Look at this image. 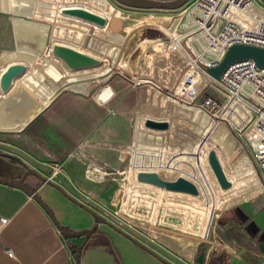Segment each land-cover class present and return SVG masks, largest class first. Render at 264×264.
Returning a JSON list of instances; mask_svg holds the SVG:
<instances>
[{
	"label": "crops",
	"instance_id": "crops-1",
	"mask_svg": "<svg viewBox=\"0 0 264 264\" xmlns=\"http://www.w3.org/2000/svg\"><path fill=\"white\" fill-rule=\"evenodd\" d=\"M39 4L55 10L50 0H0V77L10 63H26L25 70L15 75L7 88H2L0 83V152L16 156L19 159L16 163L34 166L77 198L82 200L80 196H83L86 202L93 203L88 205L96 211L109 206L99 196L120 193L126 154L140 131L148 140L149 158L155 155L154 148H160L158 156L169 168L163 174L166 178L190 171L195 174L198 163L195 146L208 130L218 125L211 139L218 155L226 157L232 146L225 129L227 122L200 105L205 91L222 94L221 86L213 81L207 90L189 94L184 89L174 90V86L165 85L167 82L174 85L191 69L181 54L158 47L160 34L169 35L180 27L181 17L177 19L172 8L145 10L143 24L135 22L128 34L129 48L124 52L127 64L123 63L103 84L83 92L65 86L58 88L50 73L29 68L27 60L33 59L30 49L23 48L17 53L15 46H9L15 42V32L18 38L34 36L37 46L43 43L45 23L24 16L39 11ZM61 4H64L62 9L81 6L102 14L92 6L63 1ZM145 32L146 39L137 40ZM50 71L55 77L59 75L54 69ZM190 71L200 76L198 70ZM73 84L76 88L85 87L83 82ZM148 118L165 121L167 125H148ZM5 158L0 156V161L5 162ZM248 162L249 157L242 155L240 164ZM91 166L99 171L93 173ZM35 184L61 224L70 229L94 226L83 244L81 264H168L112 225L97 219L53 184L39 177ZM161 196L160 193L156 208ZM124 229L173 262H188L186 236L169 230H161L165 236L141 228ZM83 238V234H63L36 198L18 185L0 181V264H78L73 244ZM8 247L13 254L7 251Z\"/></svg>",
	"mask_w": 264,
	"mask_h": 264
},
{
	"label": "rangeland",
	"instance_id": "rangeland-1",
	"mask_svg": "<svg viewBox=\"0 0 264 264\" xmlns=\"http://www.w3.org/2000/svg\"><path fill=\"white\" fill-rule=\"evenodd\" d=\"M50 1L55 6L54 11L44 8L43 5L39 4V11L24 15L45 23L44 30L46 34L43 43L37 46L34 36L28 37L29 35H23L18 38L17 32H15V42H10L9 46H15L17 53L23 48L30 49L33 53V59L27 60L30 69L35 67L40 70V73H50L51 77L56 81L58 88L65 86L72 89H80L76 88L73 84L78 81L85 84L83 89L87 88L90 90L97 85L103 84L110 74L122 68L125 49L129 48V46H126L129 32L136 25L135 22L138 25L143 24L142 15L145 10L154 8L131 6L119 0ZM61 1L92 6L105 16V21L98 22L83 16L65 13L61 8L64 5L61 4ZM191 2L192 0H187L182 5L169 8H172L170 10L174 11V16L178 19L181 17L184 8ZM13 14L17 15L18 13L14 12ZM147 35L148 33L146 32L141 36L138 35L137 40L146 39ZM167 37L168 34L159 35L161 39ZM54 40L86 49L99 56L100 63L92 66L71 68L62 58L53 52L51 46ZM20 58L25 59L23 57ZM50 69L58 71L59 75L55 77L53 71L51 72ZM98 71H101L99 75H93ZM201 74L200 76L197 75L200 78L199 86L207 90V85H210L213 81L206 79ZM182 78L184 80L186 75ZM165 85L168 88L174 86L168 82ZM177 87L180 90L183 89L182 85L177 84ZM174 90L178 89L175 87ZM240 112H242L241 109ZM218 118H221L220 121L222 119L225 120L222 117ZM225 121L227 122V120ZM218 126L208 130L205 135L206 138H203L195 146L196 158H198L195 174L191 171L190 173L184 172V175L210 192L207 194L204 190L202 193H199L196 196L197 204L191 203L186 197L188 194L185 192L182 193L184 194L182 195L183 198L178 199V197L174 196L177 191L153 182L145 183L144 180L138 179L137 172L135 173L138 167L156 170L162 176L169 172V168L160 160L158 156L159 152L154 151L156 148L152 151L155 153L153 157L149 158L146 155L150 150L147 144L148 140H146L145 135L139 133L126 154L125 163L120 174V193L117 191L111 195L99 196V200L103 203H108L109 206L106 207L104 205V207H99L100 210L98 212L109 218V220H114L120 227L122 226L129 230L135 231L136 228H141L146 231L150 230L160 233V235H165V233H161V230H169L168 232H176L182 234V236H186L187 239L185 237L184 240H189L185 245L188 253V262H184V264H264V250L259 246L258 237L253 236L245 226V222L254 220L259 228L264 230V180L257 178V173H255L251 163L252 158L246 142V135L249 132V122L239 128L230 125L229 122L225 124L226 132L232 139V146L226 157L223 158L218 153L217 155L227 177L231 180V184L226 187L220 185L208 160L209 149H216L211 135ZM242 155L249 157L247 164H240ZM144 160L147 164L149 160L150 165H142L145 162ZM8 170L14 172L18 170V167H11ZM135 183L145 184L144 186L146 187L148 185L154 186L156 189L150 190L143 187H133ZM159 189L167 192L166 196H164L167 201H179L183 204L178 206L173 205L169 208L171 212L184 215L182 218L187 216L188 207L192 206L203 211L215 202L217 209L212 213L208 238L204 240L198 238V232L189 230L188 227L183 226L182 220L179 217H168L164 223H160L158 220L154 222L153 202L150 203L147 200L149 196L147 197L144 193L148 192L154 199L157 197ZM160 193L162 194V192ZM80 197H82L83 201L86 200L83 196ZM89 198L92 199L91 197ZM92 200L97 205L103 206L101 202L95 199ZM89 202L87 201L86 203L88 204ZM90 203L93 204L92 202ZM237 205H240L244 211L249 213L246 221H242L240 216L239 218L235 216L229 217L230 210ZM152 228L156 230H152ZM201 247L204 248L203 261L198 262L197 256Z\"/></svg>",
	"mask_w": 264,
	"mask_h": 264
},
{
	"label": "built area",
	"instance_id": "built-area-1",
	"mask_svg": "<svg viewBox=\"0 0 264 264\" xmlns=\"http://www.w3.org/2000/svg\"><path fill=\"white\" fill-rule=\"evenodd\" d=\"M263 4V0H192L182 12L181 20L178 22L179 29L173 30L167 38L158 40V47L163 51L181 54L186 58L191 69L198 70L207 79L221 86L222 94L215 95L208 91L203 93L200 101L203 108L215 112L217 117L224 118L230 125L237 128L249 122L246 142L253 169L259 180H264V64L259 65L253 57H243L228 63L219 76L211 74L207 66L217 64L225 55L229 45L234 42L264 46ZM127 62L125 58L123 63L127 64ZM190 70L186 73V78L178 80L173 88L180 90L177 87L179 84L189 94L204 91L203 87L199 86L200 78ZM76 90L89 91L87 88ZM140 134H143L142 131ZM154 151H158V155L161 152L160 148ZM149 162L148 160L147 164L145 161L142 165H150ZM140 169L141 167H138L135 173ZM91 170L93 173L99 171L95 166H91ZM196 184L197 193L175 190L177 193L174 196L181 199L184 195L182 193L185 192L188 194L186 195L188 200L197 204L196 196L199 193L204 190L207 194L210 192L197 182ZM144 185L135 183L133 187L156 189L154 186ZM160 192L162 196L156 208ZM144 194L149 196L147 200L150 203L153 202L154 222L158 220L164 223L168 217H179L183 226L198 232V238L203 240L208 238L212 213L217 209L215 202L203 211L190 205L187 216L182 218L184 215L171 212L169 208L183 204L179 201H167L164 198L166 191L159 189L154 199L148 192ZM7 251L13 254L12 248L8 247Z\"/></svg>",
	"mask_w": 264,
	"mask_h": 264
},
{
	"label": "water",
	"instance_id": "water-1",
	"mask_svg": "<svg viewBox=\"0 0 264 264\" xmlns=\"http://www.w3.org/2000/svg\"><path fill=\"white\" fill-rule=\"evenodd\" d=\"M120 2L131 5V6H139V7H176L179 5H182L187 0H119ZM264 1V0H263ZM64 12L74 13L76 15H80L86 18L93 19L98 22H104L105 16L102 14H99L97 12H94L92 10H89L87 8L81 7V6H70L67 8H63ZM53 52L57 54L59 57H61L67 65H69L71 68L81 67V66H87L95 63H99L100 58L88 53L84 50H81L79 48L74 47L73 45L55 41L52 43L51 46ZM243 57H253L256 62L259 65L264 64V46L255 45L251 43H245V42H234L229 45L225 55L223 58L215 65L207 66V70L215 75L219 76L224 67L230 63L231 61H234L236 59H240ZM26 68V63L24 61H14L10 63L5 70L2 72L0 77V83L2 88H7L11 83L12 79L15 75L23 72ZM146 124L152 125V126H166L167 122L165 121H158L151 118H148L146 120ZM0 156L6 159L5 162L0 161V181L11 183L18 185L22 187L28 194L36 198L48 211V213L51 215L59 229L63 232L65 235L69 236H75V235H84V238L81 242L77 243L75 242L73 244V249L75 251L74 256L78 264H81L80 262V254L83 247V244L87 237L90 235V233L93 231L94 226H87L79 229H70L61 224V222L56 217L54 211L52 208L47 204V202L44 200V198L41 196V194L37 191V189L25 184V182L22 181V177L19 179H11L9 176H12L13 174H16L24 169V172H31L38 176L39 178L43 179L46 182H49L56 186L63 194H65L67 197L71 198L73 201L78 203L79 205L83 206L85 209L90 211L97 219L103 220L107 222L108 224L112 225L117 230L121 231L125 235L129 236L132 240L146 248L148 251H150L152 254L163 260L164 262L168 264H176L169 258L165 257L161 253H159L157 250L146 244L144 241L140 240L136 236H134L129 231L123 229L122 227L115 224L113 221L109 220L105 216H103L101 213L96 211L94 208H92L90 205L82 201L81 199L77 198L70 192H68L61 184H59L57 181L53 180L50 176L42 173L40 170L35 168L34 166L28 165L27 163H21L18 164L15 162V160L10 159L8 156H6L3 152H0ZM208 160L211 164V167L213 168V171L215 172V175L218 179V182L221 186L226 187L231 184V180L227 177L225 170L223 168V165L221 164V161L217 155V152L215 148H210L208 152ZM11 167H18L17 171H9ZM137 177L140 180H145L149 182L156 183L160 186L166 187L168 189H174V190H183L188 191L192 193L198 192V186L194 180L187 177L186 175H178L175 178H166L163 177L159 172L153 169H140L137 172ZM240 209L241 213V219H245L248 217L249 213L244 211L240 205L235 206ZM253 223H255L254 220H252ZM261 241L259 242V246L262 250H264V231L260 234ZM203 255H204V248H200V252L197 256L198 262L203 261Z\"/></svg>",
	"mask_w": 264,
	"mask_h": 264
},
{
	"label": "flooded vegetation",
	"instance_id": "flooded-vegetation-1",
	"mask_svg": "<svg viewBox=\"0 0 264 264\" xmlns=\"http://www.w3.org/2000/svg\"><path fill=\"white\" fill-rule=\"evenodd\" d=\"M11 179H19L20 177H22V181L25 182V184L33 187V188H37V185L35 184L36 183V180H37V177L35 174L31 173V172H27L25 173L24 172V169L21 170L20 172L16 173V174H13L12 176H9ZM241 211L239 208L237 207H234L230 210V213L228 214L229 217L230 216H235L237 218H239L240 216V219H241ZM248 218V217H247ZM247 218L245 219H242V221H246ZM245 226L246 228L251 232V234L253 236H257L258 237V242L261 241V238H260V234L264 231L263 229L259 228V226L256 224V223H253L252 220H249L247 222H245Z\"/></svg>",
	"mask_w": 264,
	"mask_h": 264
},
{
	"label": "trees",
	"instance_id": "trees-1",
	"mask_svg": "<svg viewBox=\"0 0 264 264\" xmlns=\"http://www.w3.org/2000/svg\"><path fill=\"white\" fill-rule=\"evenodd\" d=\"M6 156H8L10 159H13V160H19L16 156L12 155V154H7L5 153Z\"/></svg>",
	"mask_w": 264,
	"mask_h": 264
}]
</instances>
